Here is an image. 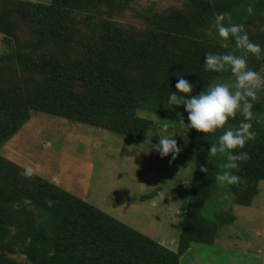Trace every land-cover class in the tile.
Instances as JSON below:
<instances>
[{
  "label": "trees",
  "instance_id": "trees-1",
  "mask_svg": "<svg viewBox=\"0 0 264 264\" xmlns=\"http://www.w3.org/2000/svg\"><path fill=\"white\" fill-rule=\"evenodd\" d=\"M235 1L185 0L180 8L149 12L142 26H124L117 19L130 0H2L0 34L9 51L0 55V147L32 112L133 138L151 127L140 119L134 131L128 128L143 107L159 112L166 107L186 124L184 106L168 103L179 76L194 84L191 95L234 81L230 70H207L204 57L242 52L234 39L223 45L215 38V14L233 17ZM262 39L253 34L252 41ZM247 55L250 68L264 62V53ZM261 93L252 109L256 137L235 150L249 154L232 169L243 180L223 190L230 191L228 199L216 182L226 156L208 151L224 129L203 139V133L185 127L194 169L175 251L0 156V264H23L17 254L29 264H180L192 244L212 245L218 228L234 221L230 206H250L264 181V121L256 116L264 112ZM241 119L238 113L226 126ZM215 200L217 207L208 214Z\"/></svg>",
  "mask_w": 264,
  "mask_h": 264
},
{
  "label": "rangeland",
  "instance_id": "rangeland-1",
  "mask_svg": "<svg viewBox=\"0 0 264 264\" xmlns=\"http://www.w3.org/2000/svg\"><path fill=\"white\" fill-rule=\"evenodd\" d=\"M184 1L130 0L117 22L142 26L149 12L180 8ZM250 3L254 8L251 15L247 12ZM232 8L235 14L231 22L242 23L251 40L256 27L264 33V0H238ZM215 38L223 45L233 42L232 38L227 41L220 36ZM259 44L264 49V39ZM8 51L0 34V55ZM256 71L264 77V62ZM258 93L264 94V88ZM256 116L264 121V112ZM140 119L150 121L151 127L144 137L133 138L32 112L23 127L0 147V156L24 169L32 168V173L175 251L182 207L193 177L194 159L188 153L190 142L183 121L174 120L166 107L160 112L144 107L137 110L128 128L134 131ZM163 123L169 124L166 133L161 129ZM164 134L175 135L181 148L174 160L171 153L161 157L155 150L144 152L151 143H157L150 140L153 135L159 138ZM217 203L213 202L208 214L213 213ZM230 211L233 223L218 228L212 245H193L195 264H264V181L258 182V193L250 206L233 204ZM14 258L29 264L21 255Z\"/></svg>",
  "mask_w": 264,
  "mask_h": 264
},
{
  "label": "clouds",
  "instance_id": "clouds-1",
  "mask_svg": "<svg viewBox=\"0 0 264 264\" xmlns=\"http://www.w3.org/2000/svg\"><path fill=\"white\" fill-rule=\"evenodd\" d=\"M248 14H253L254 8L250 3L247 6ZM217 33L227 41L229 38L235 40L236 48L242 50V54H236L234 51L228 52H207L204 57V66L207 70L220 73L229 71L234 76V81H220L214 83L207 90H202L197 95H191L194 84L179 76L175 91H170L168 103L170 105H183L187 112V123L184 126L188 129H195L203 133V139H207L206 134L215 133L218 129H224L219 136L218 143L209 145L208 151L213 154H222L226 156V162L223 164V171L216 174L218 188L222 191L220 195L224 199L231 196L230 191H223L232 185L242 182L243 178L232 169L239 168V161L249 159L246 151H235L243 149L246 142L255 139L256 131L253 129V103L257 99L258 90L264 88V77L253 68L248 67L246 55L254 54L257 58L264 53L261 44L252 41L249 35L244 31L242 23L231 22V13L218 12L214 16ZM242 114L243 119L235 127L226 126L230 118L237 114ZM169 128L168 123L161 125L165 133ZM175 135L164 134L158 139V142L151 143L147 151H158L161 157L168 156L171 153V159L181 151ZM32 168H27L25 175L32 173ZM201 171L206 172L207 167H202ZM51 204V201L48 202Z\"/></svg>",
  "mask_w": 264,
  "mask_h": 264
},
{
  "label": "crops",
  "instance_id": "crops-1",
  "mask_svg": "<svg viewBox=\"0 0 264 264\" xmlns=\"http://www.w3.org/2000/svg\"><path fill=\"white\" fill-rule=\"evenodd\" d=\"M193 245L194 244H192L190 246V248L188 249V251L184 255L181 256L180 262H182L183 264H195L196 257L194 256ZM171 250H173V249H171ZM182 263H180V264H182Z\"/></svg>",
  "mask_w": 264,
  "mask_h": 264
},
{
  "label": "flooded vegetation",
  "instance_id": "flooded-vegetation-1",
  "mask_svg": "<svg viewBox=\"0 0 264 264\" xmlns=\"http://www.w3.org/2000/svg\"><path fill=\"white\" fill-rule=\"evenodd\" d=\"M263 16V15H262ZM263 21H264V18L262 19ZM257 26V25H256ZM261 31L260 30H258V27H256L255 28V30H254V32H253V34L255 33V34H257V35H261L262 36V38L264 39V33H260ZM263 39L261 40V41H263Z\"/></svg>",
  "mask_w": 264,
  "mask_h": 264
}]
</instances>
